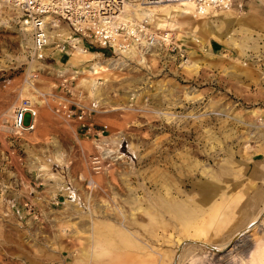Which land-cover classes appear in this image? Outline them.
Returning a JSON list of instances; mask_svg holds the SVG:
<instances>
[{
  "label": "rangeland",
  "instance_id": "374dc122",
  "mask_svg": "<svg viewBox=\"0 0 264 264\" xmlns=\"http://www.w3.org/2000/svg\"><path fill=\"white\" fill-rule=\"evenodd\" d=\"M233 1L240 20L247 8ZM190 10L188 2L147 14L193 50L186 62L109 65L72 48L38 55L0 5L1 231L29 250L10 264H264V25H226L217 17L226 9ZM211 37L223 48L203 50ZM58 70L97 107L99 144L35 100L32 85H53ZM25 97L34 124L14 133L12 110ZM102 148L111 162L93 172L89 156ZM33 181L56 188L60 202L28 230L20 197Z\"/></svg>",
  "mask_w": 264,
  "mask_h": 264
},
{
  "label": "built area",
  "instance_id": "2783aa9c",
  "mask_svg": "<svg viewBox=\"0 0 264 264\" xmlns=\"http://www.w3.org/2000/svg\"><path fill=\"white\" fill-rule=\"evenodd\" d=\"M175 1L181 0H0V5L13 11L28 29L31 47L38 55H42V49L49 55L66 53L73 43H79L82 52H91L97 59L146 63L152 58L159 63L180 66L189 58L186 46L173 38L171 32L152 26L147 14L135 15V10L144 6ZM190 2L192 16L234 8L233 0ZM243 5L238 1L235 9L242 12ZM59 25L68 30L64 37ZM73 75L58 70V81L53 85L45 89L32 85L35 100L43 104L50 102V109L70 123L74 132L89 135L99 144L105 125L99 127L93 120L97 107L77 96L72 85ZM33 103V99L25 97L14 106L9 125L11 131L20 133L33 127L36 112ZM110 162L104 148L88 159L93 172L103 170ZM38 183L32 182L31 186L36 187ZM52 203L57 204L56 198ZM21 206L27 214L39 215L31 199L25 197Z\"/></svg>",
  "mask_w": 264,
  "mask_h": 264
},
{
  "label": "crops",
  "instance_id": "0c3cea01",
  "mask_svg": "<svg viewBox=\"0 0 264 264\" xmlns=\"http://www.w3.org/2000/svg\"><path fill=\"white\" fill-rule=\"evenodd\" d=\"M192 6L191 2H189ZM243 4L246 6L247 11L245 12V15L241 17L239 20L237 17L234 16L232 12H229L230 9H226V13H219L217 15L218 20L222 21L223 19H226V25H230L231 22L233 23H244L251 26H263L264 25V0H243ZM190 9V7H189ZM181 12H186L188 10L182 9ZM179 11V12H180ZM143 14H147L146 10H143ZM160 21V20H159ZM175 27L176 24H173ZM211 28L210 34L215 35L216 33L213 32L214 28L211 26V24L206 23L205 21L201 23V27L204 28L205 26H208ZM174 26H172L170 29H172ZM221 30V28H220ZM208 33V32H207ZM224 37V40H228L230 38V35L227 33H219L218 35H221ZM190 39H198L197 36L188 35ZM222 38V37H221ZM200 39V38H199ZM202 40V38H201ZM223 42L221 40H218L216 38H208L206 42H203L201 44V47L203 50L207 49L209 51H218L220 48H223ZM189 53L193 54V50H189ZM207 56L210 55V53H206ZM194 63V64H193ZM196 67L198 65V60L193 59L190 65ZM27 120V115H25V121ZM34 182V181H33ZM40 182V181H39ZM32 182H29L27 185V189L22 192V196L20 197L22 200L25 198V196L34 203V206L36 210L38 211L39 215L37 217H33L30 214H27L25 210L22 208V214L25 216L24 223L25 227L30 228V226H42L44 225L45 221H49L47 214H49V211L53 210V206L58 205L59 199L57 198L58 191L55 190L56 188H51L50 191H48L47 187H43L42 189L38 190L36 187L31 186ZM46 191L45 193L43 191ZM24 196V198H23ZM55 196V197H53ZM10 198V197H9ZM56 198L57 204H53L52 200ZM10 202V201H9ZM12 203H9V205ZM22 207V206H21ZM44 222V223H43ZM7 235V234H6ZM4 231H1V222H0V264H10L11 261H15V257L18 256L20 259L24 258V255L26 252H29L27 248H17L16 244L14 243L13 239H10L8 235L6 236ZM2 243V245H1ZM25 251V252H24ZM16 253V254H15ZM22 255V256H20Z\"/></svg>",
  "mask_w": 264,
  "mask_h": 264
},
{
  "label": "bare ground",
  "instance_id": "6f19581e",
  "mask_svg": "<svg viewBox=\"0 0 264 264\" xmlns=\"http://www.w3.org/2000/svg\"><path fill=\"white\" fill-rule=\"evenodd\" d=\"M188 2H190V0H181V1H175V2H161V3H158V4H156V5H154V6H151V5H148V6H144V7H142V8H139L138 10H135V15L137 16V17H141V16H144V15H146V14H143L142 12H143V10H146L147 11V14H150L151 13V10L155 7V8H157V7H161V6H170V5H178V4H182V3H188ZM150 16H151V14H150ZM178 26H174L172 29H175V28H177ZM170 29V28H169ZM73 42H74V40H73ZM74 45H73V47H72V49H77L78 51H80V52H82L81 50H80V44L78 43V44H76V43H73ZM78 51H77V53H78ZM82 53H84V52H82ZM83 55H87V56H93L92 54H91V52H86L85 54H83ZM90 61V60H89ZM106 61H108L109 63H107V64H112V63H115L116 61H121V60H118V59H115V60H106ZM117 63V62H116ZM188 65H190V63L188 64ZM187 66V65H186Z\"/></svg>",
  "mask_w": 264,
  "mask_h": 264
}]
</instances>
